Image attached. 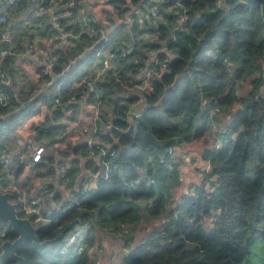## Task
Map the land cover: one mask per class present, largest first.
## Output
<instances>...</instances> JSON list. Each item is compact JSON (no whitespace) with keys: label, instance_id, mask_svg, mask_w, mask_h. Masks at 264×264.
I'll list each match as a JSON object with an SVG mask.
<instances>
[{"label":"trees","instance_id":"16d2710c","mask_svg":"<svg viewBox=\"0 0 264 264\" xmlns=\"http://www.w3.org/2000/svg\"><path fill=\"white\" fill-rule=\"evenodd\" d=\"M129 1L132 5L146 2ZM216 1L179 0L187 20L183 31H173V14L166 10L175 1L163 0L161 14L168 13L165 15L168 27H153L149 32H153L157 41L166 43L165 48L172 57L164 53L157 56V62L164 63L166 68L149 65L153 79L141 94L146 108L135 118L134 124L128 125L126 113L128 105L136 98L126 96L125 87L130 82L136 83L138 74L145 68L146 57L141 55L138 43L135 42L124 58H115L114 68L106 73L104 80L95 83L100 107L111 108L110 116L100 110L99 119L103 123L112 119L111 129L100 137L113 145L111 150L117 154L115 160L109 157L102 160L111 162L115 168L111 167L103 177L99 167L87 161L84 166L93 174V188L83 192L87 178L81 179L74 192L80 205L76 207L72 203L69 210L54 215L48 223L33 222L30 218L40 241L57 239L42 248L29 240L23 242L16 251L24 258L23 264H93V245L99 232L115 228L118 223L135 224L139 228L151 224V228L135 243L131 238H122L128 253L115 264H264V106L256 99L264 77L260 63L264 53L261 21L264 0H223L222 8L217 7ZM116 3L117 7L112 4L113 9L117 18H121L128 9L122 8L124 1ZM90 26L99 29L95 23ZM73 32L76 34L78 29L74 28ZM119 32H112L111 38H117ZM81 39L87 48H94L65 75L58 90L61 104L54 105L53 93L44 99L48 111L41 122L34 125L40 139L50 140L63 126L62 121L67 117L73 119L77 113V123L83 125L80 115H90V106L97 102L95 94L87 93L85 87L92 77L83 75L98 49L108 43L92 45L86 33ZM68 42V46L56 54L60 64L75 51L72 50L75 41ZM123 44L119 41L118 47ZM7 61L5 59L4 64ZM114 69L119 74L118 80L112 74ZM59 70L55 68L54 73ZM37 75L40 79L49 77L44 75L43 68ZM0 92L10 94L2 83ZM33 92L31 88L21 93L20 101ZM9 97V105L0 104V151L11 131L8 123L17 114L30 111L37 102H28L15 113L10 110L16 101L12 94ZM71 97L85 101L88 112L80 111L82 108L72 103ZM203 100L208 103L203 104ZM214 108L229 116L224 132L220 131L218 137L222 145L205 148L200 161L207 170L196 183L192 196L188 195L190 185L174 200V209L179 213L173 215L167 208L169 203L173 204L174 189L181 185L180 173L177 166L171 171L165 170L160 156L170 146L205 139L209 114ZM1 116L7 117L8 123ZM15 165L13 174L17 181L25 167L21 162ZM72 166L68 176L77 171L76 162ZM142 168H145V176L154 181L152 185L137 181ZM200 168L196 165L193 171L199 173ZM1 181L5 185L0 169ZM27 186L19 188L25 197L33 188V185ZM139 201L146 205L139 206ZM164 212L167 218H162ZM81 224L89 226L87 247L78 255L72 248L64 254L57 253L66 233ZM14 238L7 228L0 243ZM255 246L263 250L262 254H256L255 249L253 256ZM13 263L8 257L0 261V264Z\"/></svg>","mask_w":264,"mask_h":264},{"label":"crops","instance_id":"0c3cea01","mask_svg":"<svg viewBox=\"0 0 264 264\" xmlns=\"http://www.w3.org/2000/svg\"><path fill=\"white\" fill-rule=\"evenodd\" d=\"M64 1L66 0H54L52 6L38 10L28 0H18V3L8 10L6 22L0 24V33H7L3 40H8V49L0 59V66L5 73V78L2 81V84L9 89L10 94H12V97L16 101V105L13 106L10 111H19L22 107L35 100L38 101L36 102L37 104L35 103L36 107H38L36 111H48L47 103L44 99L48 98L51 93H53L55 98L63 79H60L58 76H49L47 79H40L37 75V71L43 68L45 62L50 59L51 56L57 54L59 49L66 48L69 43L68 40L73 39L75 43L72 45V50L74 49L75 51L71 56L67 57L65 63H63L64 67L62 69L64 74L66 72L69 74L70 70L77 65L78 61L93 49V47L87 48L83 45L81 39L85 25L95 23L100 27V25L96 23V19L93 15L97 16V20H99L98 22L101 24L103 22L104 27H106H100L103 33L111 34L116 30H120L117 35V40L123 42V46L125 45L132 48L135 42L138 43L137 48H139L141 55L146 57V61L144 62L145 68L149 63L155 61L160 53H166L168 56L172 57V54L169 51H166L163 42L157 41L155 35L153 36V32H149L153 27H168L165 15L169 12L164 15L162 13L160 18L154 24H150L145 21L142 16L145 9V3L132 5L129 0H78L79 5L77 10L74 12L72 18H68L65 15L66 8L63 5ZM116 1H124L126 4L122 8L126 7L128 9L121 18H117L115 10L113 9V3L116 7L118 5ZM10 18L13 19L11 20V25L13 24V26L8 25V19ZM74 28L78 29L76 34L73 32ZM169 37L171 36L169 35ZM149 44H154L155 46L151 48L150 45L149 48H146ZM79 48L80 50H78ZM0 49L3 50L1 46ZM5 59H8L7 64H4ZM145 68H143L138 74V77L142 75ZM99 69L100 59L95 57L88 67L86 75L94 77L98 75ZM100 79L101 81L104 80L105 75ZM129 84L130 85L125 87V95L136 98V101L128 105L126 113L127 117L133 114L139 115L146 108L145 100L135 86V83L130 82ZM30 88H34V92L25 97L24 101H20V94L27 93L24 91H28ZM131 89L132 91L135 90V92L131 93ZM0 94L2 93L0 92ZM3 94L7 96L10 95L9 93ZM9 103L10 97L8 98V103L3 106L9 105ZM72 103L82 108L80 111H83L84 109L88 112V106L85 101L77 100ZM207 103L206 100H203V104L206 105ZM105 108V106H102L100 107V110L110 116L111 108L108 110ZM209 115L211 117L209 120V129L207 131L208 136L204 139L207 142L208 140L212 141L219 137V133L226 127L229 117L225 112H210ZM80 116L81 121L84 123L83 125L77 127L75 121L72 124H68L69 122L65 121L62 128L60 127L50 140L45 139L46 141H41L39 133L34 129V125H38L35 124V122L29 123L28 131L25 130L20 132L19 130L11 129L4 138L5 141L3 142V148L8 156L13 158L15 162L23 163L25 167L23 172L16 179L17 181L14 180L15 175L13 174V170V187L16 185L17 189H23V186L25 185H28L27 187L33 185L29 196L39 199L43 211L52 213L53 210L60 207L61 204L73 200L75 198L74 192L77 191L82 178H87V184L85 185L87 190L93 188V174L90 170L85 169L84 166L87 161H93L99 167V173L101 174L103 172V167L100 161L95 157L90 156L87 148L82 147L85 145V141L89 134L87 133L83 135L81 130L82 127L88 125L89 115L85 113ZM1 117L4 118V116ZM66 119L70 118L67 117L64 120ZM134 121L135 119L133 118V124ZM108 123L106 122V125ZM127 123L131 126L129 122ZM99 129L100 130H98L94 140L103 145H109L100 137L103 133L107 132L105 126L99 125ZM65 132H67V134L72 133L71 135H73L74 141L76 140V142L71 143L66 140L62 141L61 138H63ZM193 141L195 140H192V142ZM49 142H56L58 144V149L55 154H53L47 147V143ZM39 144H43L44 146L41 161L32 164L29 162L30 152L25 150L26 146L30 145L31 148L34 149V146ZM189 145H191V142H186V144L182 146H176V149L179 152L183 151L185 153V162L177 165L179 173L183 172L182 164H184L190 172L192 169H195V165H197L195 161H200L205 148H210L208 147L210 145H205L200 149V153L195 159L189 153ZM73 162H76L77 164V171L74 174L69 175L67 181L61 180L58 174L59 169L62 166H66L71 170ZM25 173L28 175H25ZM6 229L1 228V233L5 232ZM103 237L109 241V243H107L106 240L103 241ZM119 241V239L113 238L101 231L98 240L94 243L97 247L100 264L116 263H112V261L116 260L114 258L116 254L117 256L120 255L116 253L117 247H123V244H120Z\"/></svg>","mask_w":264,"mask_h":264},{"label":"built area","instance_id":"2783aa9c","mask_svg":"<svg viewBox=\"0 0 264 264\" xmlns=\"http://www.w3.org/2000/svg\"><path fill=\"white\" fill-rule=\"evenodd\" d=\"M33 6H35L38 10L47 8L48 6H52L54 4V0H28ZM175 1L174 5H172L170 8H168L166 11L171 12L173 14V31H183L185 27V22L187 20V15L181 6L179 0H173ZM78 0H66L64 1V6L66 8L65 15L68 18H72L74 15V12L78 8ZM18 3V0H0V24H3L7 20V13L8 10L12 7H14ZM163 3V0H146L145 2V9L142 13L143 19L147 21L150 24H154L161 16V5ZM223 0H217L216 5L219 8H222ZM262 14V34L264 36V11L261 10ZM84 33H86V36L89 38L92 45H97L100 42L107 41V46L104 48H99L96 52V57L100 59V69L98 75L92 77L91 80L87 81L85 83V87L87 89V92L94 93V98L97 101L94 105H91L92 112L89 117V123L88 126H84L81 130V133L89 134L88 138L85 141L86 148L88 150V153L90 156L95 157L98 159L103 167V172L100 174L101 176L105 177L107 175V172L110 170L111 167H114V165L111 164V162H104L102 158L109 157L112 160H115L117 157V154L112 149L111 145H103L101 143H98L94 140L95 135L98 132L99 125H104L106 128V131L108 132L112 125L111 121L106 125L102 122V120L99 119L100 117V101L97 93L94 90L95 83L99 80L103 75H106L108 71L114 68V61L117 57L124 58L127 53L131 52V47L129 46H123L120 45L117 47L116 51H112L115 46H118V41L115 38H111V34H106L100 31L99 29H94L90 25H85L84 27ZM7 33L1 32L0 33V41H2L6 37ZM115 42V45H112V43ZM164 47L166 46V43L163 42ZM94 48V47H93ZM167 51V50H166ZM5 54V51L0 49V59ZM165 55L168 56V54L165 53ZM134 62H137L134 60ZM261 68L264 70V53L260 58ZM159 64L162 68H166L164 63L157 62V59L151 63L148 64ZM63 64H60L58 55L54 54L51 56L50 59H48L45 62V65L43 66V73L44 75H48L50 77L52 76H58L60 79H64L67 72L64 74L63 72ZM59 68V72L54 73V69ZM113 76L116 80L119 78L118 72L114 69ZM5 78V73L2 70L0 66V84ZM137 82L135 83V86L137 87L138 91L142 94V92L146 89V87L149 85L150 81L153 79V73L151 67H146L142 73L141 76L137 78ZM59 90V89H58ZM54 98V103L56 105H60V96L58 94ZM9 96L4 95L3 93L0 94V104L4 105L8 103ZM71 101H77L74 97H71ZM212 113H219L221 112L219 108H214ZM140 115V114H139ZM137 115H130L131 121H133V118H137L139 116ZM127 119V116H126ZM127 122H129L127 120ZM130 123V122H129ZM133 123V122H132ZM111 125V126H110ZM219 143L213 146L214 148H219L222 145L221 139H216ZM27 151L30 152L29 156V162L30 163H39L41 161L42 154L44 152V146L43 144H39L34 146V149L31 148L30 145L26 146ZM185 159V153L183 151L179 152L176 149V146H170L167 148L164 155L160 156V163L163 165V168L167 171H171L176 165L179 164L182 160ZM15 160L8 156L5 149H2L0 151V169L1 174L3 178L5 179V185H3V182H0V189L2 191H8L13 194L12 201L16 203V209L20 216L22 217H33L34 219H37L41 223H48L51 221L54 215H62L67 210H69L72 207V203L75 204L76 207L80 205L79 200L74 198L71 200L72 202L68 201L67 203L61 204L60 207L53 210L52 213L43 211L40 206L39 199L36 197L28 196L25 197L21 194V192L12 186V173L15 165ZM145 168L139 169V178L138 182H145L147 186H150L154 183V181L151 178H148L145 176ZM68 171L69 167L62 166L59 171V178L63 181H67L68 179ZM91 190V189H90ZM87 190V188L84 187L83 192L90 191ZM192 193L189 194V196H192L195 192V189L191 190ZM179 212L176 211V213H173V215H177ZM130 225L128 223H118L115 228L110 227L105 229L103 232L105 234L110 235L113 238L119 239L122 241V238L128 234V230L130 231ZM89 234V226L87 224H81L76 225L71 231L66 233V235L62 239L61 246L56 250L59 254H64L67 252L68 248H72V252L76 255L80 254L86 247H87V237ZM128 253V251H126ZM93 253L95 255L94 263L93 264H100L99 256L97 254V247L94 244L93 245ZM126 253V254H127ZM124 254V255H126Z\"/></svg>","mask_w":264,"mask_h":264},{"label":"rangeland","instance_id":"374dc122","mask_svg":"<svg viewBox=\"0 0 264 264\" xmlns=\"http://www.w3.org/2000/svg\"><path fill=\"white\" fill-rule=\"evenodd\" d=\"M95 12V11H94ZM93 17L96 19V23L98 24V25H100V27H104V25H103V22H102V24L100 23V22H98L99 20H97L98 19V17L97 16H94L93 15ZM11 20H13V19H8V25H11V23H12V21ZM11 26H13V24L11 25ZM10 26V27H11ZM99 27V26H98ZM100 27H99V30L101 31V29H100ZM102 27V28H103ZM104 28H106V27H104ZM123 37V36H122ZM116 40H117V38H115ZM117 41H120V40H117ZM112 45H115V42L114 43H112ZM115 47H118V46H115ZM133 49V47L131 48V50ZM89 53H87L86 55H88ZM85 55V56H86ZM84 56V57H85ZM9 65V64H8ZM7 65V66H8ZM10 67V66H9ZM87 69H88V67L85 69V72H84V77L86 76V77H88L87 75H86V72H87ZM263 80H264V77H263ZM130 85V84H129ZM27 89H29V88H27ZM31 89V88H30ZM34 89V88H33ZM29 91V90H28ZM27 90H25L24 92H28ZM240 91H241V89H240ZM133 92H135V90L134 91H132V89H131V93H133ZM30 94H32V93H30ZM29 94V95H30ZM258 95V90H257V93H256V96ZM264 97V96H263ZM38 102V101H37ZM37 104V103H36ZM36 104H34V107L30 110V111H26V113H24V115L23 114H21V115H19V114H17L16 115V117H15V119H13L12 121H10L9 123L7 122V117H1V118H3L4 120H5V122L6 123H8V127H11V129L13 130V129H16V130H19L20 132H23V131H25V130H27L28 131V126H29V123H32V122H35V124H38V123H40L41 122V120L43 119V117H44V113L46 112V111H36L37 109H38V107H36ZM88 109V108H87ZM105 109H109L108 107H106ZM15 113H18L19 111H14ZM78 114V113H77ZM76 114V115H77ZM76 115H74L73 116V119H66V120H64V121H62V124H64V122L65 121H68L69 123L68 124H72L74 121L76 122V125H77V127L79 126L78 125V117L76 116ZM90 117V115L88 116V118ZM130 124V123H129ZM86 126H88V125H86ZM111 126V125H110ZM62 128V127H61ZM222 132H224V129H222L221 130V133ZM72 133H69V134H67V132H65L64 134H63V137H65V139L64 140H66V141H70L71 143H73V142H76V140L74 141V138H73V135H71ZM61 137H62V135H61ZM63 140V141H64ZM41 141H46L45 139H41ZM191 142V145H189V147H188V149H190V151H189V153L192 155V157H194L195 159H196V156H198V154L200 153V149L201 148H203L205 145L206 146H208V145H210V146H215L216 144H218L219 142L218 141H216V138L214 139V140H212V141H209L208 140V142L206 141V140H204V139H201V140H195V141H193L192 142V140L190 141ZM58 144L55 142V143H47V147L49 148V150L53 153V154H55L56 153V151H57V149H58ZM210 146H208V147H210ZM177 148V147H176ZM178 151V150H177ZM187 154V153H186ZM188 155V154H187ZM191 157V156H190ZM180 163H182V161L180 162ZM195 163L198 165V168H200V172L199 173H197L196 171H193L194 169H192L191 170V172H192V174H191V172L189 171V169L186 167V166H184V164H182V168H183V172L182 173H180L181 175H180V178H181V185L178 187V188H175L174 189V191H173V198H172V203L174 202V200H178V198H179V196H180V194H182V193H184L185 191H186V187H188V186H190L191 185V187H189L188 188V195L189 194H191L192 193V189H194L195 188V185H196V183H198V182H200V180L203 178V176H202V173L203 172H205L206 170H207V167H204L203 165V163L201 162V161H195ZM177 166V165H176ZM196 166V165H195ZM205 168V169H204ZM25 175H28L27 173H25ZM194 184V186H192ZM13 186V185H12ZM15 188H17L16 187V185H15ZM19 189V188H18ZM174 203L173 204H168V208H167V211H172L173 213H176V210L174 209ZM29 218H31L32 220H33V222H35V221H38L37 219H34L32 216L31 217H29ZM162 218H167V212L165 213H163V215H162ZM1 228H4V229H6L7 228V226H3V225H0V229ZM149 228H151V224L150 225H147L146 226V228H139L137 225H135V224H132V226L130 227V231L128 230V234H126L123 238H124V240L126 239H129V238H131V242H134L135 243V241H139V240H141V239H143V237H144V235H145V233L149 230ZM131 230H132V233H131ZM0 233H1V231H0ZM100 233H101V231L99 232V234H98V236H100ZM130 234V235H129ZM1 235V234H0ZM128 235H129V237H128ZM134 238V239H133ZM103 239V241L104 240H106V239H104V237L102 238ZM98 240V238L96 239V241ZM107 241V240H106ZM118 241V240H117ZM107 243H109V241H107ZM119 243L120 244H122V242H120L119 241ZM258 246V245H257ZM122 246H118L117 247V252L116 253H118V254H120L119 256H117V254H116V256H114V258L116 259V260H114V261H112V263H114V262H117L118 261V258L119 257H121V256H123L124 254H126L127 252V248H125V245H123V247L121 248ZM254 249V251H253V256H254V254H255V249H257L256 248V246L255 247H253ZM58 249V248H57ZM124 249V250H123ZM262 252H263V250L259 247L258 249H257V252H256V254H258V253H261L262 254ZM252 256V257H253ZM112 260V259H111Z\"/></svg>","mask_w":264,"mask_h":264},{"label":"water","instance_id":"95a60500","mask_svg":"<svg viewBox=\"0 0 264 264\" xmlns=\"http://www.w3.org/2000/svg\"><path fill=\"white\" fill-rule=\"evenodd\" d=\"M0 46L4 51L8 49V40L5 39L0 42ZM264 80L262 85L258 89V95L256 96L257 101L261 106H264ZM127 120L132 125L131 117L128 116ZM113 147V145H111ZM205 169V168H204ZM13 194L8 191H2L0 189V225L7 226L13 233L15 238L13 240H3L0 243V261L5 258H11L13 264H23L24 258L17 255L16 251L19 246L26 240L31 241L34 245L39 248L54 242L57 238L40 241L36 235V227L28 217H22L18 214L16 209V203L12 201ZM139 206L144 207L145 202L139 201ZM4 236V232L1 233L0 237Z\"/></svg>","mask_w":264,"mask_h":264},{"label":"bare ground","instance_id":"6f19581e","mask_svg":"<svg viewBox=\"0 0 264 264\" xmlns=\"http://www.w3.org/2000/svg\"><path fill=\"white\" fill-rule=\"evenodd\" d=\"M100 260V259H99Z\"/></svg>","mask_w":264,"mask_h":264}]
</instances>
